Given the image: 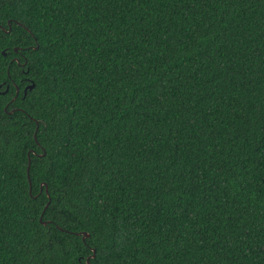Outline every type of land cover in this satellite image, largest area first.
Here are the masks:
<instances>
[{
	"label": "trees",
	"instance_id": "1",
	"mask_svg": "<svg viewBox=\"0 0 264 264\" xmlns=\"http://www.w3.org/2000/svg\"><path fill=\"white\" fill-rule=\"evenodd\" d=\"M0 264H264V0H0Z\"/></svg>",
	"mask_w": 264,
	"mask_h": 264
},
{
	"label": "water",
	"instance_id": "2",
	"mask_svg": "<svg viewBox=\"0 0 264 264\" xmlns=\"http://www.w3.org/2000/svg\"><path fill=\"white\" fill-rule=\"evenodd\" d=\"M2 53H5V51H2ZM33 87V83H31V84H29V85H27L25 88H24V93H26V91H27V89H30V88H32ZM30 181V180H29ZM45 206H47V204L45 205ZM40 219H41V221H42V218L40 217ZM43 223H46L45 221H42ZM80 233V232H79ZM81 235H82V238L84 239L86 236H88V233L87 232H82L81 233ZM93 251H94V249H93ZM93 256V255H92ZM87 262H89V259H87Z\"/></svg>",
	"mask_w": 264,
	"mask_h": 264
}]
</instances>
